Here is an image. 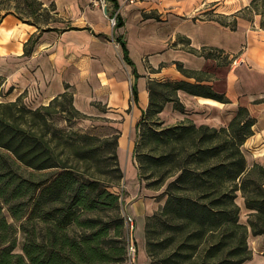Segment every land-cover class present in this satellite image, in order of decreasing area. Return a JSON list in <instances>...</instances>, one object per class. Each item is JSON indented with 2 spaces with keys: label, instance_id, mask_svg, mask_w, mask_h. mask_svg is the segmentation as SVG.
<instances>
[{
  "label": "trees",
  "instance_id": "16d2710c",
  "mask_svg": "<svg viewBox=\"0 0 264 264\" xmlns=\"http://www.w3.org/2000/svg\"><path fill=\"white\" fill-rule=\"evenodd\" d=\"M110 1L117 10L118 3ZM0 4L39 31L58 29L53 26L58 15L53 3ZM252 13L262 16L264 29V0H251L228 20L207 19L234 30L238 17ZM122 25L117 12L113 28ZM36 39L33 34L24 43V55L32 53ZM114 39L132 68L131 98L138 104L140 74L125 40L121 35ZM182 40L188 45L187 38ZM188 51L218 65L232 61L216 47ZM174 63L186 79H148V104L136 124L133 159L139 180L150 189L164 187L160 196L165 197L145 218L146 253L151 264H243L253 257L249 235L264 237V165L249 163L243 150L254 133L255 118L239 106L225 126L197 125L189 119L164 125L159 114L167 102L184 110L179 90L230 101L203 83L211 74ZM1 84L0 78V264H127L130 231L122 194L113 189L124 177L117 153L120 131L102 137L74 127L91 116L76 108L69 84L35 108L21 96L3 99ZM240 198L245 222L240 221Z\"/></svg>",
  "mask_w": 264,
  "mask_h": 264
},
{
  "label": "crops",
  "instance_id": "0c3cea01",
  "mask_svg": "<svg viewBox=\"0 0 264 264\" xmlns=\"http://www.w3.org/2000/svg\"><path fill=\"white\" fill-rule=\"evenodd\" d=\"M40 1L46 6L53 3L58 15L62 11L76 13L84 5V0ZM115 1L118 3L116 12L121 16L123 25L113 28L111 34L114 38L121 35L125 40L129 56L140 74L136 82L138 104H135L133 122L127 117L123 118L125 114L121 115V111L128 107L131 87L127 83V72L119 62L116 61L114 65L108 62L105 65L95 64L92 67L82 65L79 69L76 59L71 62L67 71L63 70L58 53L79 52L76 37L91 31L90 27L75 25L73 16L71 25L60 27L53 24L57 30L39 31L34 25L14 15L7 4H0L1 89L3 98L8 101L21 96L24 103L34 99L36 105H41L62 93L64 85L69 84L74 88V104L77 109L90 116L122 120L119 123L117 148L124 175L121 188L122 212L124 216L134 219L130 241L136 247L135 261L138 264H148L145 218L161 207L165 198L155 199L163 190L147 189L139 180L133 159L137 138L136 124L141 111L148 104L147 81L154 75L146 70L141 58L150 53L149 65L155 70H159L162 65L156 74L167 79H186L177 70L175 61L182 62L187 68L208 72L212 76L203 83L211 85L216 92L224 93L230 100L223 103L179 90L178 98L184 110L179 111L174 108L173 102H167L159 114L164 125L189 119L197 125L225 126L239 106L246 107L255 118V123L254 133L244 143L243 150L249 163L258 162L264 165V29L260 27V15L255 13L251 19L238 17L234 30L207 19V16H227L228 20L234 13L248 6L251 0ZM33 34L37 35L33 51L28 56L24 55V43ZM98 34L107 35V32ZM182 38L189 40L188 45H184ZM108 44L97 52L122 53L119 43L118 48ZM203 46L223 49L232 61L226 65H218L213 58H204L188 51V47L200 49ZM233 60L239 63H233ZM94 102L104 106L106 111H101ZM239 205L246 214L242 198ZM136 222L143 227V242L140 244L134 234ZM249 241L253 257L243 264H264V237L250 234Z\"/></svg>",
  "mask_w": 264,
  "mask_h": 264
},
{
  "label": "rangeland",
  "instance_id": "374dc122",
  "mask_svg": "<svg viewBox=\"0 0 264 264\" xmlns=\"http://www.w3.org/2000/svg\"><path fill=\"white\" fill-rule=\"evenodd\" d=\"M258 9L260 11L262 10L261 7H259ZM114 13L115 11L113 8H110V9L108 8L107 12H105L101 6L93 4L90 0H84V5L80 6L79 10L76 13L62 11L60 12L59 15L56 16L57 21L53 23L56 26L66 27L68 25H71L70 24L72 21L71 18L73 16V22L75 25L79 27L87 26L91 28V31H87L85 35L80 34L78 37H76V39L78 40V51L79 52H59L58 53V57L62 62V67L64 71H67L71 65V62L72 61L74 62V60L76 59H77L76 61H78V64H79V69L82 65H83L82 67H86V66L92 67L95 64L105 65V63L108 62L110 65H114L117 62H119L121 66L125 68L127 72V75H128L127 83L128 85L130 84V87H131V84L134 79L132 75V71H131L132 68L131 66H128L122 60V53L121 52H97V50H102L106 48L108 42H109L108 44L109 46L113 48H118V43L114 40V37L111 34L112 33L111 30L114 27V25L112 24V19H113L112 16L114 15ZM252 14H249V15L252 16ZM249 15L247 14L246 16L249 17ZM261 18L262 16L260 15V20ZM103 31L107 32V35H98V32H103ZM126 35L128 36V34ZM181 44H183L182 41H181ZM149 58H150V53L142 56L141 58L146 70H148V72H153L154 73L153 78L155 79H166V77H164L163 75L156 74L158 71H160L162 65L159 66V70L152 69V67L149 65ZM84 62H87V63L84 64ZM238 63L239 61L236 62V64ZM64 75H66V73ZM71 89H74V88L71 87ZM25 104L32 108H35L40 105V104L36 105L37 103L35 102L34 99L27 100ZM135 106L136 105L131 100V95H130L129 104H128L127 109H124L123 111H121L122 112L121 115L125 114L123 118L125 117L126 119L127 117L129 118V120L133 122V114L136 109ZM102 107L105 108L102 105H99L98 108L101 109ZM109 114L111 115V113ZM61 122L64 123L63 121ZM120 122H122V120L119 121V120L109 119L108 117L91 115V118L79 120L74 125V127H80L83 130L90 131L93 134L103 137L105 135L113 134L117 130L120 131V128H119ZM122 181L123 179H121L118 188L117 187L113 188L116 191H118L120 194L122 192L121 190ZM141 182L144 183V186H145V181L143 180ZM147 189H150V188H147ZM161 189L163 190L164 187L158 190H154V189H150V190L159 191ZM160 194L155 196V199L158 200V199L165 198V197H161ZM239 201L240 199H238V202ZM240 221L241 222L246 221V214H244L242 209H241V214H240ZM141 226L142 224H140L139 222H136L135 229H134L135 238L139 244L143 242V227ZM249 244H250V241H249ZM135 250H136V247H135ZM135 254H134L133 259L129 261L130 263H127V264H138V261H135L136 259ZM148 264H151L150 258H149Z\"/></svg>",
  "mask_w": 264,
  "mask_h": 264
},
{
  "label": "built area",
  "instance_id": "2783aa9c",
  "mask_svg": "<svg viewBox=\"0 0 264 264\" xmlns=\"http://www.w3.org/2000/svg\"><path fill=\"white\" fill-rule=\"evenodd\" d=\"M93 4L101 6L104 10H108V8H113L112 2L110 0H90ZM128 2H134L135 0H127ZM114 9V8H113ZM116 10L114 15L112 16V24L115 25V14H116ZM233 63H236V60L233 61ZM125 222L126 225L129 228V231L131 232L132 228H133V219L131 216L126 215L125 216ZM136 253L135 250V246L134 244L130 241V244L128 246V263H130L129 261H131L134 257V254Z\"/></svg>",
  "mask_w": 264,
  "mask_h": 264
},
{
  "label": "water",
  "instance_id": "95a60500",
  "mask_svg": "<svg viewBox=\"0 0 264 264\" xmlns=\"http://www.w3.org/2000/svg\"><path fill=\"white\" fill-rule=\"evenodd\" d=\"M106 12V10H104Z\"/></svg>",
  "mask_w": 264,
  "mask_h": 264
}]
</instances>
